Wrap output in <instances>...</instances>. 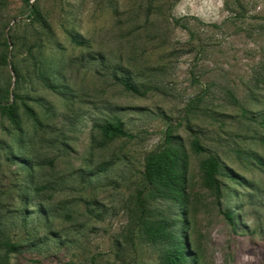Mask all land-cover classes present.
Segmentation results:
<instances>
[{"label":"rangeland","instance_id":"374dc122","mask_svg":"<svg viewBox=\"0 0 264 264\" xmlns=\"http://www.w3.org/2000/svg\"><path fill=\"white\" fill-rule=\"evenodd\" d=\"M0 100V264H163L145 229L175 206L143 173L167 133L191 264H264V0H0Z\"/></svg>","mask_w":264,"mask_h":264},{"label":"trees","instance_id":"16d2710c","mask_svg":"<svg viewBox=\"0 0 264 264\" xmlns=\"http://www.w3.org/2000/svg\"><path fill=\"white\" fill-rule=\"evenodd\" d=\"M31 13L36 15L37 11L32 9ZM73 41L80 45L84 44L77 36L73 37ZM115 77L127 90L138 91L137 86L130 78ZM45 84L49 88L53 87L47 80H45ZM0 108L8 111L12 118L15 117L14 107L9 102L0 100ZM262 123L264 124V121ZM103 133L109 140L119 137H132L125 130L123 122L119 119L116 123L104 125ZM194 148L197 152L204 151L198 140H195ZM262 164L264 165V162ZM188 169L189 155L180 143L179 137L170 133H167L164 144L159 149L149 153L145 158L143 175L149 196L152 199H160L175 206L173 217L171 215L163 216L159 220L152 222L145 229L148 241L153 245L161 246L160 257L163 264H191L190 253L183 235L184 232L178 227L183 222L186 214L185 207L189 202L187 192ZM201 170L205 177L206 185L219 199L221 196V182L217 174L220 170H223L221 160L211 155L208 159L202 161ZM226 216L229 221H233L229 212L226 213ZM12 247L14 248V246Z\"/></svg>","mask_w":264,"mask_h":264}]
</instances>
